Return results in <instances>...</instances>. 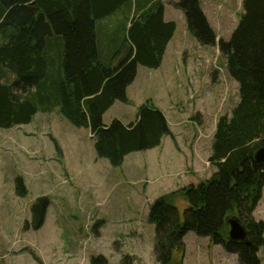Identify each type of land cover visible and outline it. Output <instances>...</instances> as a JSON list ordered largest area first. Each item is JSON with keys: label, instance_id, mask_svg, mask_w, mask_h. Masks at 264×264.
<instances>
[{"label": "trees", "instance_id": "16d2710c", "mask_svg": "<svg viewBox=\"0 0 264 264\" xmlns=\"http://www.w3.org/2000/svg\"><path fill=\"white\" fill-rule=\"evenodd\" d=\"M172 5L185 13L202 45L218 41L226 69L238 81L239 101L217 121L209 156L216 171L151 203L155 258L183 264L184 237L195 231L237 254L240 264H261L264 223L253 212L264 189V163L255 158L264 145V0H244L228 40H218L199 0ZM176 28L165 19L163 0H0V127L27 124L39 111L57 108L74 125L90 128L97 156L114 166L160 145L173 133L151 99L129 123L115 118L105 124L103 115L116 101L130 103L127 88L138 65L159 67ZM16 191L27 193L21 176ZM180 199L187 203L182 213ZM47 203L39 197L31 206L33 227L42 226ZM231 217L242 221L249 244L228 238Z\"/></svg>", "mask_w": 264, "mask_h": 264}, {"label": "rangeland", "instance_id": "374dc122", "mask_svg": "<svg viewBox=\"0 0 264 264\" xmlns=\"http://www.w3.org/2000/svg\"><path fill=\"white\" fill-rule=\"evenodd\" d=\"M163 1L177 24L163 64H139L127 89L133 101H118L105 120L126 123L150 99L165 109L170 137L185 156L179 158L177 186L144 153L125 166L98 157L90 128L74 125L57 108L39 111L30 123L0 127V264H131L127 256L132 264H159L156 225L148 220L151 203L184 182L209 177L213 168L208 157L203 163L201 158L209 153L220 115L231 114L239 101L238 81L228 73L218 41L202 45L185 13L172 0ZM199 1L218 40H228L244 0ZM140 164L136 173L128 172ZM18 176L26 184L24 196L16 191ZM39 197L48 203L42 226L35 228L31 206ZM186 204L178 200L181 213ZM253 215L264 223V189ZM184 244L183 264H240L237 254L195 231L185 235ZM259 256L264 264V246Z\"/></svg>", "mask_w": 264, "mask_h": 264}, {"label": "crops", "instance_id": "0c3cea01", "mask_svg": "<svg viewBox=\"0 0 264 264\" xmlns=\"http://www.w3.org/2000/svg\"><path fill=\"white\" fill-rule=\"evenodd\" d=\"M165 19L167 20V21H170L171 19H169L168 18V16H167V6L165 7ZM173 38V37H172ZM172 40V39H171ZM171 42V41H170ZM170 42H169V44H170ZM169 44H168V46H169ZM167 49H168V47H167ZM167 51V50H166ZM165 56V55H164ZM163 61H164V59H163ZM162 64H163V62H162ZM128 89V88H127ZM129 96V95H128ZM130 97V96H129ZM130 99L132 100V98L130 97ZM133 101V100H132ZM117 103H118V101H116L105 113H104V115H103V121H104V123L105 124H109V122H107L106 120H105V118L107 117V113H109V111L115 106V105H117ZM131 103V102H130ZM140 106V105H139ZM139 106H137V108H135V109H133L132 111H133V114H132V116H133V119H130L129 121H127L126 123H128V122H131V121H134V120H136L137 119V116H138V108H139ZM156 106H158L164 113H165V115H166V118H167V120H168V123H169V126H170V121H169V119H168V116H167V114H166V111H165V109H163L162 107H160L159 105H156ZM212 140H213V137H212ZM211 144H212V141H211ZM144 153V156L145 157H143V158H145V161H147L148 160V162L150 163V165L151 166H155L156 165V167H159V170L161 171L160 173H161V175L162 176H164V179H165V177H167V182L169 181V182H174V185H176V184H178L177 182H175L174 181V179L176 178V176H177V173L179 172V168L181 167V162L182 161H179L180 159V157H183L184 158V161H185V156H183L184 154H182L181 152H180V148H179V146L177 145L176 146V143L174 142V139H172L171 137H170V135H165L163 138H162V142H161V144L160 145H158V146H156V147H154V148H151V149H146V150H142V151H136V152H132V153H130V154H128L126 157H125V160H124V162H123V164L121 165V166H125L126 165V163H127V161L129 160H131L133 157V159L135 160V161H138L139 159V157L138 156H136L137 155V153ZM210 154H211V145H210V149H209V153L207 154V156H202V158H201V162L203 163V162H205V160H206V158L208 157V161H209V156H210ZM142 158V159H143ZM209 164L212 166V168H213V170H212V173L214 172V171H216V166L215 165H213V164H211L210 162H209ZM141 164L139 165V166H134V169L132 170V168H131V166H129V169L131 170H128V172H131V173H136V169H138V170H140L141 168ZM201 167H202V164H201ZM200 167V168H201ZM199 167L197 166V168H195V170H197ZM200 168H199V170H200ZM212 173L211 174H209V175H207V176H211L212 175ZM178 177V176H177ZM209 177H207V178H209ZM194 179H192V180H189L188 182H184L180 187H183V186H185V185H187V184H190V183H195L194 181H193ZM164 181V180H163ZM177 186V185H176ZM179 187V186H178Z\"/></svg>", "mask_w": 264, "mask_h": 264}, {"label": "water", "instance_id": "95a60500", "mask_svg": "<svg viewBox=\"0 0 264 264\" xmlns=\"http://www.w3.org/2000/svg\"><path fill=\"white\" fill-rule=\"evenodd\" d=\"M255 158L264 163V145L257 149ZM227 223L229 225L228 238L230 240L243 241L249 244L247 229L239 218L231 217Z\"/></svg>", "mask_w": 264, "mask_h": 264}]
</instances>
